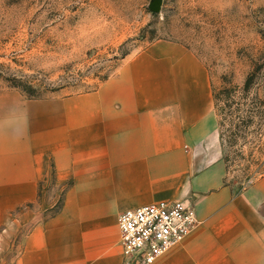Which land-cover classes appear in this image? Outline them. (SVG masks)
Wrapping results in <instances>:
<instances>
[{"label":"crops","instance_id":"0c3cea01","mask_svg":"<svg viewBox=\"0 0 264 264\" xmlns=\"http://www.w3.org/2000/svg\"><path fill=\"white\" fill-rule=\"evenodd\" d=\"M209 72L166 38L127 54L94 89H0V223L32 221L12 264H121L120 211L186 198L198 224L150 264H264V173L241 189L202 142L218 140ZM63 185L41 216L39 189ZM38 204L39 210L36 209Z\"/></svg>","mask_w":264,"mask_h":264},{"label":"rangeland","instance_id":"374dc122","mask_svg":"<svg viewBox=\"0 0 264 264\" xmlns=\"http://www.w3.org/2000/svg\"><path fill=\"white\" fill-rule=\"evenodd\" d=\"M149 1L0 0V89L16 87L31 97L11 84L9 77H16L39 93L32 98L91 90L148 42L179 41L207 66L215 114L219 105L226 113L233 110V121L222 126L223 144L218 127V140L202 144L223 160L227 181L241 189L264 173V0H161L159 11ZM226 86L234 93L229 107ZM40 185L41 216H47L58 208L66 185L52 177ZM18 212L11 210L0 223V264H12L32 222L18 220Z\"/></svg>","mask_w":264,"mask_h":264},{"label":"built area","instance_id":"2783aa9c","mask_svg":"<svg viewBox=\"0 0 264 264\" xmlns=\"http://www.w3.org/2000/svg\"><path fill=\"white\" fill-rule=\"evenodd\" d=\"M198 222L194 204L186 198L161 199L120 211L121 264L154 262L183 241Z\"/></svg>","mask_w":264,"mask_h":264},{"label":"trees","instance_id":"16d2710c","mask_svg":"<svg viewBox=\"0 0 264 264\" xmlns=\"http://www.w3.org/2000/svg\"><path fill=\"white\" fill-rule=\"evenodd\" d=\"M10 79V82L13 86H18L19 88H21L23 91H25L29 96L31 97H39V93H36V90L35 88L30 84L28 83L27 81H23L19 78H16V77H9ZM251 80H252V74H248L245 78V82L242 86V89L245 90L246 92L248 91V88H249V85L251 83ZM233 87H230V86H226L224 87V89L222 90L223 92V95H224V98H225V102H224V105L225 106H231V100H233L232 96H234L233 94ZM241 97H246L245 94H243ZM258 98V97H257ZM229 100V101H228ZM218 111H217V127H218V133H219V139H220V142H221V145L223 144V140L226 138H224V131L222 130V126H223V123L224 121L226 120H230V121H233V110L229 109V113H226L224 112L222 109H223V106L222 105H219L218 107ZM253 114H255V109L254 107H250L248 108V115L246 116L249 120L253 117ZM248 119H243V123H246L245 121H248ZM228 137L230 138V135H227V140ZM223 158L224 160L227 159V153L225 152V154H223Z\"/></svg>","mask_w":264,"mask_h":264},{"label":"water","instance_id":"95a60500","mask_svg":"<svg viewBox=\"0 0 264 264\" xmlns=\"http://www.w3.org/2000/svg\"><path fill=\"white\" fill-rule=\"evenodd\" d=\"M148 6L152 11H159L161 0H150Z\"/></svg>","mask_w":264,"mask_h":264}]
</instances>
